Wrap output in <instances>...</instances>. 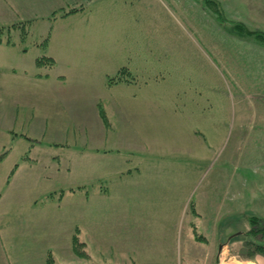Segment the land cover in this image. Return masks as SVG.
<instances>
[{"label":"rangeland","instance_id":"374dc122","mask_svg":"<svg viewBox=\"0 0 264 264\" xmlns=\"http://www.w3.org/2000/svg\"><path fill=\"white\" fill-rule=\"evenodd\" d=\"M84 14L58 19L53 67L34 62L48 21L0 20V264H134L118 217L134 220L137 264H260L242 253L264 218V0Z\"/></svg>","mask_w":264,"mask_h":264},{"label":"crops","instance_id":"0c3cea01","mask_svg":"<svg viewBox=\"0 0 264 264\" xmlns=\"http://www.w3.org/2000/svg\"><path fill=\"white\" fill-rule=\"evenodd\" d=\"M99 1L100 0H0V20L48 21L50 26H48V28H46L42 32V37H40V41L36 42L38 43L36 44V46L42 51L41 53L45 57L41 58V56H37L34 62H36L37 64L47 62L50 67H53L55 63L59 61V58L54 55L52 50L49 48L50 44L56 43L60 38L64 40V37L69 36V34L67 33V27H65V24L58 23V19L65 20L68 17L71 18L73 16L85 15L84 13L88 12L91 9V5L94 3H98ZM71 10L75 11L70 13ZM56 24L57 27L61 26L58 27L61 30L57 36L53 33V29H55ZM22 27L23 26H20V28ZM58 43H60V48L66 49V46H64V41L61 40ZM2 45L3 43H0V46ZM28 53L29 50L26 49L22 51V56H26L28 55ZM48 59H52L53 63L50 64V60ZM39 61L42 62L39 63ZM129 213H132V209L129 211ZM127 215L130 216L129 214ZM116 240L119 255H122L124 258L127 255L130 257L134 264H137L138 262L136 261L138 260L140 248L137 249V245L139 244V242L138 234L134 226V220L126 217L125 221L123 222V220H121V217H118ZM205 241L209 244V240L207 238L205 239ZM143 245L145 246L146 244L144 243ZM144 249L148 248L146 246L143 247V251L141 252V254L144 253ZM219 250L217 248L216 252L218 254ZM260 264H264V257L260 258Z\"/></svg>","mask_w":264,"mask_h":264},{"label":"trees","instance_id":"16d2710c","mask_svg":"<svg viewBox=\"0 0 264 264\" xmlns=\"http://www.w3.org/2000/svg\"><path fill=\"white\" fill-rule=\"evenodd\" d=\"M75 10H71L70 13ZM68 13V14H70ZM16 25H13L15 27ZM18 27V26H16ZM12 27H0V43L4 42L3 35L7 30H10ZM44 60V59H41ZM50 60V64L53 63L52 59ZM42 61H39L41 63ZM118 77L111 78V82H119L123 79H127L125 74L127 69H121ZM131 74V73H129ZM102 118L106 121L107 116L106 113L102 112ZM6 153L0 154V160L5 157ZM244 248H246V252L242 253L243 258L253 260L256 255L260 254L264 256V218L256 215L250 216L249 218V228L244 233ZM73 249L75 253L83 258L90 259V254L87 251V243L83 241L80 237V228L77 227L75 234L73 235ZM236 252V251H235ZM47 264H58L56 263V258L54 256L53 251H49L47 255ZM84 264H96V263H84Z\"/></svg>","mask_w":264,"mask_h":264},{"label":"bare ground","instance_id":"6f19581e","mask_svg":"<svg viewBox=\"0 0 264 264\" xmlns=\"http://www.w3.org/2000/svg\"><path fill=\"white\" fill-rule=\"evenodd\" d=\"M231 264V263H230ZM235 264V263H234Z\"/></svg>","mask_w":264,"mask_h":264}]
</instances>
